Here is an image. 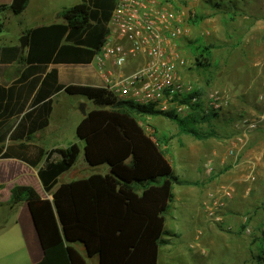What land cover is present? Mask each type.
I'll use <instances>...</instances> for the list:
<instances>
[{"label":"trees","instance_id":"16d2710c","mask_svg":"<svg viewBox=\"0 0 264 264\" xmlns=\"http://www.w3.org/2000/svg\"><path fill=\"white\" fill-rule=\"evenodd\" d=\"M27 4L28 0H12L9 6L0 5V13L9 9L20 15ZM208 4L212 13H217L234 2L209 0ZM116 5L117 0H81L61 10L58 17L63 22L25 31L29 37L26 60L42 64L90 63L109 36L108 23ZM234 10L238 8L234 6ZM236 14H229L227 21H234ZM207 17L194 13L187 22L197 26ZM3 28L0 23V32ZM181 49L196 70L213 67L215 46L202 38H184ZM7 50L0 48V58ZM53 75L56 80L55 72ZM62 89L94 104L95 108L77 125L76 137L84 143L85 163L90 167L107 164L109 173L58 184L59 177L78 160L81 150L76 143L41 153L27 162L36 167L46 155L38 178L49 198H41L32 187L21 185L13 187L10 195V203L25 201L28 205L43 251L42 259L35 264H90L92 258L97 264H158L161 248L168 243L166 221L175 200L173 186L195 182L174 173L167 153L169 138L158 136L155 129L147 134L140 123L161 116L176 126L177 138L185 135L207 141L219 139L213 125L219 114L204 115L198 104V112L179 117L156 111L151 105L119 100L102 87L57 86L58 91ZM6 94L9 91L0 87V103ZM46 95L42 93L40 98ZM48 107L49 102H45L39 111L43 119L40 127L47 124ZM53 155L58 159H52ZM18 156L1 154L2 158ZM232 167L226 166L219 174Z\"/></svg>","mask_w":264,"mask_h":264},{"label":"crops","instance_id":"0c3cea01","mask_svg":"<svg viewBox=\"0 0 264 264\" xmlns=\"http://www.w3.org/2000/svg\"><path fill=\"white\" fill-rule=\"evenodd\" d=\"M11 1L0 0V5L9 6ZM80 2L81 0H28L26 9L20 15H14L9 9L0 13V23L4 24V28L0 32V48L9 49L3 52V58H0V87L9 91V94H6L8 96L4 99L1 98L2 101L0 103V137H4V140L0 141V209L6 206L9 218L7 221H4V226L2 225L0 233L3 234L10 227L9 231L3 235L1 234V247L7 251H14V254L18 250L23 255L24 251L29 264L39 262L43 257V251L27 203L25 201L17 204L10 203L11 190L18 185L30 186L41 198H49L43 191L38 178L39 167L43 164L46 155L36 167L30 166L27 162L36 160L41 153L47 154L56 148H60L55 142V138L62 136L66 128L65 121L68 115H70V111L75 110L73 97H82L69 95L63 89L58 91L57 86L102 87L103 78L97 71L93 60L88 64H42L27 61L28 41L25 48L22 49L20 39L27 30L63 22L58 17L61 10ZM244 19L248 21L245 26H250L246 29L248 31L254 27L256 29L264 28L260 24L262 20L259 17L250 20L246 16ZM10 22L15 23L14 32L11 36H5L4 32L7 31ZM13 48L17 52H14ZM259 54L263 56L264 53L260 52ZM140 63V60L129 61L122 71L115 69L111 64L107 67L109 71L115 73H129ZM260 63H262L261 67H263L264 61ZM54 72L56 80H54ZM42 93L47 94L46 97L40 98ZM259 96L262 98H259V100H263L264 102V84L259 86ZM36 98H40V100H36ZM250 101V99L245 101L247 107H249L248 104H251ZM45 102H49V114L46 119L47 124L44 127H40L39 125L43 122V119L39 111ZM92 105L93 107L90 110L95 108L93 103ZM260 105L261 103L257 101L255 111L264 114V104ZM87 106V103H85L81 108L82 114L85 111L83 118L90 111L87 109ZM245 110L247 111V108ZM82 119L77 121L76 124L78 125ZM239 135L224 139V143L229 147H236V150H239L236 152L238 155L237 163H235L236 157L229 156L219 143H212L214 139L207 141L195 140L196 142L193 144L200 147L204 152L203 154L207 155V157L214 156L217 161H220L218 165L225 162L228 164L234 163L233 168L237 169V171L227 177L225 176L226 179L222 178L224 175L220 176L221 180L226 181L227 185L232 187L234 184L238 185L244 180L242 174H240L244 167L259 166L264 169V126L263 129L256 130L253 134L245 137L247 142L244 145L240 143L244 137ZM181 137L176 138L180 146L183 145ZM247 146H250V148H247ZM253 151L254 154H251ZM4 152L19 154V156L2 158L1 154ZM55 157L56 155H53V158ZM57 159L58 156L54 160ZM203 165L200 167L197 165L194 168L197 176L192 181L195 184L183 185L181 190L184 193L181 198H178L177 194L175 195V203L180 200L178 203L184 205L189 199H195L198 202L201 195L203 194L204 196V188L206 186L210 187L211 182L207 183L209 182V178L205 174ZM199 202L201 210L197 211V207L194 208L195 213L193 218L195 228L188 225L177 227L174 230L166 228L170 236L167 239L168 243L161 248V251L166 253L168 259L179 260L183 263H186L189 258L197 257L199 260L205 259L208 256L206 250L211 244L217 243L219 245V243L223 242H232L233 235L232 237L230 235L238 231L237 228L227 231L226 227L222 225L213 224L207 218V220H204L205 213L202 208V201ZM227 211L234 212L231 204L227 206ZM225 219L232 228L235 227V220L231 219V213ZM198 231L201 232V238L203 239L201 246L203 248L197 242L200 238V236L199 238L197 237Z\"/></svg>","mask_w":264,"mask_h":264},{"label":"rangeland","instance_id":"374dc122","mask_svg":"<svg viewBox=\"0 0 264 264\" xmlns=\"http://www.w3.org/2000/svg\"><path fill=\"white\" fill-rule=\"evenodd\" d=\"M165 6H172L179 10L184 15V23L187 27L188 33L186 38L188 40H195L202 38L205 43L215 46L213 51L214 65L208 70H196L193 68L191 60L188 59L186 64L185 77L194 82L201 91L205 94L210 88H218L227 90L230 94L231 101L227 108H225L215 118L213 123L214 129L217 131L219 139L212 140V143H219L224 151L230 148L224 143V139H229L232 136L240 134V130L234 126L235 122L241 117H255L260 113L255 111L256 102L264 104L263 100H259V86L264 84V66L261 67L260 62L264 61V54L260 56V52L264 53V28L246 30L247 26L246 16L251 19L259 17L262 20L260 23L264 26V0H232L234 5H229L230 8L222 9L217 13H212L208 4L209 0H160ZM234 6L238 10H234ZM232 12H237L234 21H227L228 15ZM194 13L206 14L208 17L204 19L199 25L193 26L187 22L189 17H193ZM15 29V23L10 22L5 36H11ZM240 39V40H239ZM185 69V70H186ZM246 93V95H245ZM75 110L70 111L67 120L65 121V131L62 136L55 138V142L60 148H65L70 144L76 143L80 147V155L75 165L66 173L62 174L58 179V184L86 178L91 174H108L109 167L107 164H102L95 167L88 166L84 161L83 156V141L76 137V123L83 118L81 108L87 103V109L90 110L93 105L83 97H73ZM250 99L251 104L247 107L245 101ZM257 99V101H256ZM247 108V112L245 109ZM264 109V108H263ZM141 125L144 129L154 133L157 130L158 136L166 135L169 138L168 159L171 163L174 173L185 180H194L197 174L194 168L197 165L202 166L207 160H212L213 173L215 178L210 179V187L204 188V196L197 200L189 199L186 204L180 205L176 201L172 204L170 212L167 216L166 228L174 230L181 226H194L195 207L197 211L201 210L200 202L204 200L205 194L209 189L216 185H227V182L220 179L227 177L237 169L233 168L234 163L219 164L215 157L204 155L200 147L193 145L196 142L190 136H182L183 145L177 143V128L168 119L164 117H148L145 118ZM264 122L257 130L263 129ZM256 131V130H255ZM253 131L251 134H253ZM197 144V143H196ZM228 146V147H227ZM254 147V146H253ZM250 148V146H247ZM259 150V148H258ZM255 151V150H254ZM254 151L251 154H254ZM257 151V150H256ZM228 154V153H227ZM234 158V156H231ZM52 157V159H56ZM238 157L235 163H237ZM228 165H232V169L219 174ZM193 170V171H191ZM240 173V172H239ZM244 180L238 185L234 184L233 197L226 201L225 209H223V222L218 225L226 227L227 231L236 229L234 234H231L232 242H223L211 244L207 251V258L199 260L189 258L186 263L179 260H170L166 253L161 251L158 264H264V169L259 166L244 167L241 173ZM249 176H254L255 181L251 184L252 190L249 195L244 194V188L247 187V179ZM208 179V178H207ZM226 179V178H225ZM216 180V181H215ZM230 180V179H227ZM183 185H174L173 191L178 198L182 197L184 193L181 190ZM246 186V187H245ZM232 205L234 212L227 211V206ZM188 205V207H187ZM200 207V208H199ZM189 210H188V209ZM231 213V219L235 220L234 226L231 227L226 222V216ZM204 220H207L204 215ZM0 226H4V221L8 220V210L6 206L0 209ZM10 222V220H9ZM3 225V226H2ZM6 225V224H5ZM250 229V234L244 232L245 228ZM195 228V226H194ZM10 230V227L4 232ZM261 230V231H260ZM3 233V234H4ZM0 233V264H29L26 255L23 251L21 255L18 250L7 251L1 247ZM170 236V234H169ZM167 237V239L169 238ZM200 247L203 239L197 240ZM185 243V242H184ZM187 243V241H186ZM15 246V245H14ZM12 252V253H10ZM90 264H97V259L92 258Z\"/></svg>","mask_w":264,"mask_h":264},{"label":"built area","instance_id":"2783aa9c","mask_svg":"<svg viewBox=\"0 0 264 264\" xmlns=\"http://www.w3.org/2000/svg\"><path fill=\"white\" fill-rule=\"evenodd\" d=\"M109 36L93 58V63L103 78L102 88L119 100L132 101L139 105H151L162 113H174L185 117L198 112V104L204 115L220 114L227 108L231 96L227 90L210 88L205 94H198L200 88L185 77L188 57L181 49V42L188 30L184 15L172 6H165L160 0H117V5L108 23ZM140 60V64L129 73H115L108 70L111 64L122 71L129 61ZM260 99H262L260 97ZM264 122V114L255 117H241L234 126L240 130L241 145L245 137ZM147 134L151 131L145 129ZM236 147L227 149L229 156L238 155ZM212 160L203 167L210 178L213 173ZM255 181L247 179L245 195H249ZM234 189L229 185H216L207 191L202 202L203 211L213 224L223 222L226 201L233 197ZM244 232L250 234V229ZM201 232H197V237Z\"/></svg>","mask_w":264,"mask_h":264},{"label":"water","instance_id":"95a60500","mask_svg":"<svg viewBox=\"0 0 264 264\" xmlns=\"http://www.w3.org/2000/svg\"><path fill=\"white\" fill-rule=\"evenodd\" d=\"M27 41H28V36L27 35H24V36L21 37L20 46H21L22 49L25 48V46L27 44ZM83 114H85V111H83ZM50 199H51V197H50Z\"/></svg>","mask_w":264,"mask_h":264},{"label":"flooded vegetation","instance_id":"af4514ba","mask_svg":"<svg viewBox=\"0 0 264 264\" xmlns=\"http://www.w3.org/2000/svg\"><path fill=\"white\" fill-rule=\"evenodd\" d=\"M257 130V129H256Z\"/></svg>","mask_w":264,"mask_h":264}]
</instances>
